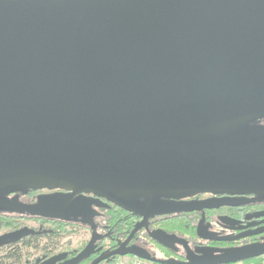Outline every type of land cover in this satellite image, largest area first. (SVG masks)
Returning <instances> with one entry per match:
<instances>
[{"label":"water","instance_id":"1","mask_svg":"<svg viewBox=\"0 0 264 264\" xmlns=\"http://www.w3.org/2000/svg\"><path fill=\"white\" fill-rule=\"evenodd\" d=\"M263 118L264 0H0V208L5 193L48 189L57 191L20 212L92 224L105 198L144 215L91 264L263 256L264 241L210 253L164 229L149 235L183 245L186 260L129 246L153 214L264 196ZM200 193L231 196L186 199ZM33 232L2 234L0 246ZM197 232L228 239L202 221ZM96 240L64 264L87 258Z\"/></svg>","mask_w":264,"mask_h":264},{"label":"flooded vegetation","instance_id":"2","mask_svg":"<svg viewBox=\"0 0 264 264\" xmlns=\"http://www.w3.org/2000/svg\"><path fill=\"white\" fill-rule=\"evenodd\" d=\"M261 122L264 123V118ZM55 191L57 190L27 189L3 194L7 206L0 208V235L24 227H29L34 232L23 236L17 241L0 246V264H49L47 262L52 258H55L54 264H64L66 261L78 256L95 236L97 240L94 243L92 252L87 258L77 263L91 264L102 254L105 253L107 255L109 252L119 248L121 243L129 237L136 224L144 218L143 214L126 210L105 198H101L100 205L94 206L99 211V215L93 219L92 224H84L81 221L74 220L47 218L32 215L27 212H20L19 209L23 204H33L37 202L40 194ZM88 196L94 197V194L91 193ZM223 196L231 195L200 193L186 199L198 200ZM233 197L246 198L250 202L244 205H224L217 208H206L192 212L153 214L143 227L135 233L129 246L137 245L143 247L157 258L166 259L175 257L180 260H186L187 251L183 245L177 244L176 247H178V250L168 248L153 240L149 232L155 229H164L168 233H176L187 238L190 248L193 250H196L197 247H202L210 253L215 252L212 248L236 247L264 241V196L258 197L256 194H247L245 196L236 195ZM141 198L144 199V197ZM116 214L120 216L116 218L117 221L115 222L114 216ZM175 218L187 219L192 224H195L196 238L192 240L186 235L167 230L163 227L162 224L164 222L172 221ZM201 221L202 228L210 234L215 237H228V239L201 238L197 232ZM65 225L75 229L84 228L88 233L87 238L84 241L78 240L76 243H73V241L65 243V233H62L59 228ZM161 247L170 250L172 255L168 257L158 256L155 251ZM118 257L121 256H110L98 264H110Z\"/></svg>","mask_w":264,"mask_h":264},{"label":"rangeland","instance_id":"3","mask_svg":"<svg viewBox=\"0 0 264 264\" xmlns=\"http://www.w3.org/2000/svg\"><path fill=\"white\" fill-rule=\"evenodd\" d=\"M120 216V215H119ZM182 219V218H181ZM117 220L115 219V222ZM174 222V221H173ZM181 222L183 223V226L181 229H179V231H184V228L186 229L185 233H179V234H182V235H186L188 238L190 239H195L197 234H196V227L195 229H192L191 230V227H192V222H190L189 220L187 219H182ZM169 223L170 222H167L166 225H164V223L162 224L163 227L167 230H175L173 229L174 227H168L169 226ZM51 228V226H49ZM55 229H58L57 227H54ZM61 229V232L62 233H65V239H64V242L67 243L68 241H73V243H76L78 240L80 241H84L85 238H87L88 236V233L85 231L84 228H71V227H67V225L65 226H60L59 227ZM2 230V229H1ZM176 232V231H174ZM155 253L158 255V256H161V257H168L171 255L170 252H168L166 250V248L164 249V247H161L160 249H156ZM118 260L120 259H130L128 256H121V257H118L117 258ZM148 264H152V262H149ZM231 264H243V261L241 262H236V263H231Z\"/></svg>","mask_w":264,"mask_h":264},{"label":"trees","instance_id":"4","mask_svg":"<svg viewBox=\"0 0 264 264\" xmlns=\"http://www.w3.org/2000/svg\"><path fill=\"white\" fill-rule=\"evenodd\" d=\"M114 218L116 219V218H119V215L118 214H116L115 216H114ZM183 219V218H182ZM181 218H175V219H173L172 221H166V222H164V225H166L167 224V222H170L169 223V228L170 227H174L173 229H175V230H171V231H176L177 233H185V231H186V229L184 228V231H179V229H181L182 228V226H183V223L181 222V220H182ZM174 221V222H173ZM192 229H195V224H192V227H191V230ZM185 235V234H184ZM164 249H165V247H164ZM168 252H170V250H168V249H166ZM171 253V252H170ZM171 255H172V253H171ZM170 255V256H171ZM177 259H179V258H177ZM117 260V259H116ZM116 260H114V261H112L110 264H112L113 262H115ZM151 262V261H150ZM152 264H170V263H157V262H152ZM243 264H264V256H260V257H255V258H251V259H248V260H245V261H243Z\"/></svg>","mask_w":264,"mask_h":264},{"label":"built area","instance_id":"5","mask_svg":"<svg viewBox=\"0 0 264 264\" xmlns=\"http://www.w3.org/2000/svg\"><path fill=\"white\" fill-rule=\"evenodd\" d=\"M130 259H120V260H116L115 262H113L112 264H148L150 261L145 260L143 258L137 257V256H132L129 255L128 256Z\"/></svg>","mask_w":264,"mask_h":264}]
</instances>
